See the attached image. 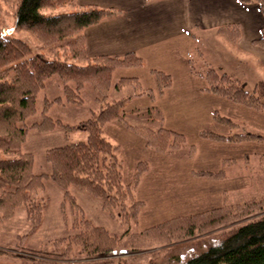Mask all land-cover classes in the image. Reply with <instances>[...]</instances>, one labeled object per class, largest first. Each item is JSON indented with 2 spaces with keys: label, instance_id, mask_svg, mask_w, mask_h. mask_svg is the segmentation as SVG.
<instances>
[{
  "label": "trees",
  "instance_id": "16d2710c",
  "mask_svg": "<svg viewBox=\"0 0 264 264\" xmlns=\"http://www.w3.org/2000/svg\"><path fill=\"white\" fill-rule=\"evenodd\" d=\"M239 1L257 4L264 16V0ZM115 12L117 11L114 9L95 5H80L78 0H18L15 4V27L31 32L35 39L31 43L22 38L8 37L0 31V153L13 155L0 158V211L9 215L16 206L25 205L32 226L37 227L43 219L45 203L37 201L35 196L44 188V180L51 178L64 190L62 203L68 199L74 207L80 209L71 191L73 187L98 198L105 211L128 225L123 235L131 231L129 238L135 246L180 240L244 219L223 231L220 242L178 264H264V215L252 216L254 213L246 212L247 202L179 216L145 230H130L137 222L144 205L138 199L137 187L149 166L146 162H140L133 181L125 183L120 147L107 135L106 124L111 121L123 124L142 136L148 148L166 155L192 158L196 148L188 144L181 133L163 126L153 129L131 124L127 120L124 107L133 98L154 96V91L143 88L138 78L116 79L113 76L117 68L143 66L144 61L136 53L95 57L87 54L85 28ZM219 31L232 41L237 40L240 34L237 25L224 26ZM254 43L264 48V32ZM36 46L40 51L34 50ZM155 73L160 93H163L171 85L170 77L162 72ZM196 73L206 79V91L264 113V80L256 82L249 90L241 79L221 73L213 67ZM54 75L60 77L67 101L84 102L82 91L85 87H90L95 91L98 108L92 109L89 118L70 126V129L86 131L87 138L48 149L46 158L52 171L50 174H37L34 172L33 153L21 151L28 129L47 131L62 123L44 115L42 121L34 122L30 127L20 124L35 114L38 95ZM46 101L62 102L63 96L50 100L46 98ZM214 119L228 126L232 132L223 135L204 130L200 133L201 137L223 142L252 141L264 144V132L219 112L214 114ZM194 174L210 179L226 177L224 170L219 173L196 171ZM73 225L79 228V232L72 236L73 242L78 246L74 252L101 256L119 251L117 247L121 235L111 233L85 217L77 218ZM71 246L72 241L70 249ZM25 257L27 264H60L46 256ZM123 262V259L113 258L97 259L85 264H124Z\"/></svg>",
  "mask_w": 264,
  "mask_h": 264
},
{
  "label": "crops",
  "instance_id": "0c3cea01",
  "mask_svg": "<svg viewBox=\"0 0 264 264\" xmlns=\"http://www.w3.org/2000/svg\"><path fill=\"white\" fill-rule=\"evenodd\" d=\"M78 4L117 11L85 28L86 52L90 57L134 52L144 61L143 66L120 67L113 73L116 79L138 78L143 88L154 91L153 97L133 98L124 107L126 117L140 110H157L163 127L183 134L188 144L196 148L192 158L166 155L148 148L142 136L123 124H106L107 135L120 147L125 183L133 181L140 162L149 166L137 187L138 199L144 203L141 214L167 212L172 214L171 218L184 216L220 207L225 204L223 196L230 197L245 189V179L250 178L243 168L251 155L264 157V144L223 142L203 138L200 133L232 132L214 119L216 112L264 132V113L206 91V79L196 73L203 68L195 66L197 60L192 55L200 51L197 40L201 30L230 40L219 28L237 25L239 37L230 41L255 55L264 66V48L254 43L264 32V16L258 5L239 0H78ZM156 71L171 80L163 93ZM222 170L226 177L221 179L194 174Z\"/></svg>",
  "mask_w": 264,
  "mask_h": 264
},
{
  "label": "rangeland",
  "instance_id": "374dc122",
  "mask_svg": "<svg viewBox=\"0 0 264 264\" xmlns=\"http://www.w3.org/2000/svg\"><path fill=\"white\" fill-rule=\"evenodd\" d=\"M17 1L0 0V31L8 37H18L33 43L34 34L15 27L14 10ZM58 10L60 11V9ZM201 32L207 31L201 30L198 33L200 37L197 40V47L200 51L192 55V59L197 60L195 64L197 68L213 67L221 73L225 72L233 75L245 82L246 88L249 90L260 79H264V66L262 61L257 59L255 55L246 52L245 49H240L239 46H236L235 43L221 34ZM34 50L40 51L37 46ZM61 95L63 96L62 102L47 103L48 101H46V98L50 100ZM82 95L84 97L82 103L67 101L61 79L59 76L54 75L48 79L46 86L38 95L35 114L20 124L23 127H30L32 123L42 121L44 115H48L54 120H60L62 123V125L58 124L47 131L38 128L28 129L21 151L33 153L35 173H51L52 167L46 158L48 149L87 138L86 131L76 128L70 129V126L89 118L92 115V109L98 108L96 94L92 88L85 87ZM126 118L131 124L145 125L155 129L162 126L161 116L157 110H153L151 113L140 110L128 114ZM11 156L13 155L10 153H0L1 159ZM243 169L247 172L246 176L250 178L245 179V189L236 191L230 197L223 196L225 204L220 207L208 208L200 212L194 211L186 215L198 214L222 208L224 205L242 204L244 202H247L245 211L254 213L252 216L264 215V201L261 200L264 199V157L262 155H251ZM44 182V188L35 196L37 201L42 200L45 203L43 219L37 227L32 226L33 223L25 205L16 206L13 213L9 215H5L0 211V264H27L25 256H46L60 264H85L97 259L107 260L113 258L123 259L124 264H178L220 242L224 234L223 231L229 230L234 225L244 221V219L238 220L180 240L140 247L133 245V241L131 242L129 238L131 231L123 235L128 225L121 223L119 218L105 211L98 198L87 191L73 187L71 191L80 205V209H78L68 199L62 203L64 190L53 179L46 178ZM205 183L203 181V184ZM188 185L191 186V184ZM205 197L210 198L207 195ZM252 200L261 201L254 202ZM141 210L137 222L130 228L132 231L145 230L167 220L183 216L179 215L171 218L172 214L167 212L159 215L150 212L141 214ZM79 217H85L93 224L103 226L111 233L121 235L117 247L119 251L115 252L116 254L101 256H88L84 253L74 252L78 246L73 242L72 236L79 232V228L77 225H73V221ZM168 217L170 218L168 219ZM71 241L72 246L70 249ZM17 254L23 255L25 258Z\"/></svg>",
  "mask_w": 264,
  "mask_h": 264
}]
</instances>
